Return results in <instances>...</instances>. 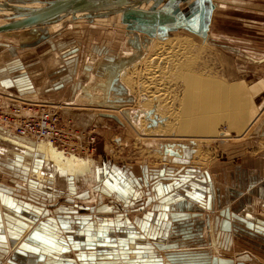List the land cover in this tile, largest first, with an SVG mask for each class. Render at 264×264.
I'll use <instances>...</instances> for the list:
<instances>
[{
    "label": "crops",
    "instance_id": "0c3cea01",
    "mask_svg": "<svg viewBox=\"0 0 264 264\" xmlns=\"http://www.w3.org/2000/svg\"><path fill=\"white\" fill-rule=\"evenodd\" d=\"M65 25L64 28L56 29L62 34L56 38L52 32L43 33L39 38L29 37L25 45H19L22 42L20 40L18 43H2L0 89L3 87L5 94L41 103L54 102L55 97L56 100L61 98L60 95L68 99V89L72 83H76L75 79L83 81L86 72L91 79V64L81 68L79 63L83 49H87L89 43H95L92 38L97 41L99 36H113L116 32H95L91 29L95 23L91 22L88 24L89 29L85 25L77 28L71 22ZM70 26L74 29L69 31L67 29ZM64 32L70 34L63 35ZM108 39L114 50L117 40L112 37ZM108 39H101L99 45L94 44V51L101 48L113 56L110 47L104 45ZM261 39L264 41V34ZM258 46L246 49L245 61L242 62L252 72L253 79L250 78L247 85L255 93L252 99L261 115L264 112V53L255 55L253 49L264 51V47ZM107 63L101 64L105 68ZM82 88V92L85 90L87 94L89 84H84ZM3 128L0 127V264H199L201 261L193 256L168 257L165 254L171 252L164 253L161 249L172 242L177 244L174 247L178 250H199L202 257H208L206 255L211 250L210 245H207L208 238L199 231L209 232L211 222L213 225L217 223V229L220 227L223 230L222 237L217 240L214 237L213 240L227 251L220 258L221 262H214L216 257L211 259L209 255L203 263L264 262V130L246 144L245 154L240 148L241 154L237 161L216 164L210 171L211 181L200 180L199 188L194 183L193 187L186 183L183 188L185 194L201 189L195 191L197 197L190 198L186 194L187 197L166 202L168 207L163 205V209H160L154 204V211L151 209L132 216L129 212L106 214L108 209L105 207L109 205L128 206L131 199L138 203L146 200L145 195L143 198L142 195L137 198L116 196L113 193L117 186L115 178L106 164L102 166L91 159L95 162L92 174L94 182L82 189L78 188L77 180L71 177L66 188L57 186L48 178L45 182L38 181L31 174L43 168L45 154L10 157L9 140L1 135L14 133ZM141 177L144 178L143 174ZM12 180L15 184L13 192ZM131 182H121V185L127 191L129 184L134 183L132 190L145 185L146 191L151 188L154 200L160 198L157 189L162 181L155 182L154 178L140 183L139 179ZM93 194L95 200H92ZM198 195L205 199L200 202ZM101 197L103 202H100ZM10 248L12 257L5 262L9 252L7 249ZM211 260L214 261L211 263Z\"/></svg>",
    "mask_w": 264,
    "mask_h": 264
},
{
    "label": "rangeland",
    "instance_id": "374dc122",
    "mask_svg": "<svg viewBox=\"0 0 264 264\" xmlns=\"http://www.w3.org/2000/svg\"><path fill=\"white\" fill-rule=\"evenodd\" d=\"M162 1L163 0H161V3ZM161 3L157 2V0H153L150 1V3L147 2L143 4L139 9L145 11L148 9H155L159 7L157 5ZM163 9L176 13L183 21L177 25L159 28L158 37L152 39L159 38L166 40L172 38L174 33H181V35L184 36H187V34L192 37L194 36L200 41L199 43L197 40L202 46V51H198L197 54H194L192 59H194L196 63L198 62L199 67L202 69L201 73L204 74V78L208 79L212 85L211 88L213 90L215 102L212 106H216L215 112H206L204 109L206 105L204 101L202 102V97L206 94L207 89L205 88L204 82L198 87L199 93H197L198 96L196 99V91H194L190 85L189 88L184 87V76H181L180 72L169 71L172 66L168 65L167 68H164L163 64L153 66L151 64L148 66V61H140L131 64L136 58L132 60L134 57L132 55H130V59L128 58L130 54V49L128 47L129 41L126 43L123 36V32H126V34L129 32L122 28L121 25L120 27H116V23L113 24L111 22V26L107 25L106 21L101 22L99 27L95 25V27L91 29L96 30L95 32L107 31L108 33H116L113 36H109L108 34L102 35L101 33L102 36H99L97 41L94 38L92 39L95 41L94 44L99 45L101 39L106 40L110 37L113 39L115 38L117 43L114 45V50L110 47L109 41L107 44H104L110 47L113 56L108 55L103 59H101V56L100 61L96 59L97 61L95 62L94 59L90 58L88 55L90 50L94 47V44L92 45L89 43L92 46L89 47V52L87 53L86 50L88 47L87 49H83V55L81 54L79 63L81 68L90 66L91 64L93 67L92 71L89 72L93 75L91 79L87 76L88 74L86 72L83 76V81H81V79L74 80L76 83H72L70 90L68 89V99L60 95L61 98H58L60 101L56 100L55 97L54 100L56 102H43L45 107L48 108L52 114L57 115V122H59V126L61 125L62 127L61 133L62 136H64L63 149L61 143L56 144L53 147L56 152L61 151L64 156L70 157L77 164H92L93 172L95 162L91 159L96 160L98 164L102 166L106 164L107 167L112 170L113 178H115L114 181L117 186L114 187L113 193L116 196L137 198L142 195L141 198H143V195H145L146 197L143 203L142 201L138 203L137 200L132 201L133 199H131L129 200L130 204L128 206L122 205L118 207L114 204V207L109 205L105 207L108 209L106 214H123L129 212L132 216H135L140 212H148L155 206L161 209L166 202L170 203L171 200L178 197L181 199L187 197L188 194L190 198L197 197L195 191L201 189H195V191L192 192L187 191L188 193H186V195L185 191H183L185 184L190 183L192 185V183H194L196 188H199L200 184L198 182H200V180L208 182L211 179L210 171L215 168L216 164L222 162L232 163V160L237 161L241 154V151H239L240 148H243V154H245L246 144L252 142L253 139L257 137L258 133L260 135L264 130V112L261 114L263 115L262 117L259 115L260 113L257 112L256 103L252 99L255 93H252L253 89H249L247 85L250 78L253 79L252 72L249 71L250 67H248V65L245 66L242 62V60L245 61L244 55L246 53H244V51H246V49L252 48V46L255 47L258 44V47H264V41L261 39L264 34V0H169L163 5ZM0 16H2L1 13ZM109 17L113 18L114 14L104 19L111 20ZM101 19L104 20L103 18ZM120 23L122 24L121 19ZM61 25H63V27L60 26L59 28L67 26L65 23ZM87 32L90 34V31ZM41 34L43 33L35 32V35H19L16 41L9 40L8 42L18 43L20 40L22 42L19 43V45H25L29 37L39 38ZM67 34L70 33H63V35ZM255 49L256 48L253 49L256 51L255 55L264 53L262 50L259 51ZM96 56L97 55H95V57ZM108 60L112 63H116V65L124 63V60H126L122 69L125 70L124 73L127 77L135 71L144 73L145 70L148 69L151 71L152 75H154V78L153 80L151 79V81L147 78L144 82H140L138 79L137 81L134 80L133 84H129L126 81V83H124L120 81L121 77L117 75L119 71L113 75L110 74V71L107 72L102 66L103 64L101 63L107 62ZM116 75L119 76L118 79ZM114 79L119 80L118 82L120 83L122 82L125 86L122 87L123 90L126 91L125 93H122V91L118 89V86H122V84L118 85V83H116L117 81H114ZM124 79L126 78L124 77ZM87 83L89 84V89H87L88 91L86 94L84 93L85 90L82 92V86ZM145 83L150 87V93L148 95H154L158 99V104H161V115H163L161 123L165 124V126L161 125L163 127L162 131L159 129L161 126H159L158 120L156 119L155 122H153L154 119L149 117L151 116V106L149 105L151 97L137 96L139 93V85H144ZM85 88L86 86L84 89ZM59 93L63 94V92ZM31 102L39 106L43 104L35 100H31ZM195 102H198V105L201 106L200 112L204 110L203 115L205 114L210 117L209 119H212L211 122L214 132L206 130V132L202 134H197V132L192 131L191 126L197 119ZM26 105L27 103L14 102L9 105L7 108L8 110L6 107H1V111L7 110L12 113L14 108H19L22 112L24 111L23 114H26V111L23 109L26 108ZM143 105L144 107H142ZM102 107L105 109L109 107L110 110L116 107L124 111L132 110L134 117L136 116L137 119L140 118L141 122L145 121L147 123L146 125H149L146 127L147 129H152V127H154L157 134L169 136H154L143 139L137 134L135 128L131 127L130 124L128 125V123H126V126H123L110 118H100L99 115L103 113H98L101 111V109L99 111V108ZM30 114L33 115L32 113H29V115ZM15 123H8V126H10L8 130H13L16 135H20L18 133V128L15 127ZM58 134H60V132ZM93 139H95V141H93ZM14 141L19 142L20 140L16 137ZM14 141H11L13 144L9 143V146L11 148L17 146L18 148H16V150H19V152H14L15 154L10 152L12 153H9L10 157L15 158L16 156H21L23 158L25 155H31L30 152L32 153V149H29L24 143L25 147L22 146L21 141L20 143ZM81 157L85 158L83 159ZM44 167L45 166L39 170L45 171ZM39 170L34 172L35 176L40 175ZM92 174L93 173H91L89 177H91ZM142 174L144 178L141 177ZM154 178L155 182L158 181L159 183V181H162L157 189L159 192L158 196L160 197L157 199L158 201L153 199L151 188L146 191L144 183V186L140 188L134 187V190H132V186H134L132 182L134 180L139 179L140 183V181L143 182L148 179L153 180ZM46 179L47 178H45L44 181H46ZM49 179L53 180L51 177L48 178V181ZM11 182L13 192V190H15V184L13 180ZM121 182L132 183L128 185V191L126 187L124 188L123 185H121ZM85 186L87 187L89 184L85 183ZM17 190L21 191L20 189ZM204 195L207 196V193L205 192ZM92 196V200H95L96 197L94 194ZM113 197L115 198V196ZM200 197L201 195H198V198L201 200L200 202H202L205 198L201 199ZM100 200V202H103L102 197ZM154 204L156 205L154 206ZM171 205L174 206V204ZM165 206L168 207V205ZM183 207H185V205H183ZM99 208L102 210L105 209L102 207ZM152 211H154V209ZM216 224L213 225L211 222L209 232L203 230L199 231L200 234L206 235L208 238L207 245H210L211 248L206 255L208 257H202V255H200L201 251L199 250H178L174 247L177 246V244H173L172 242L168 243L165 248L161 250L164 253L171 252L170 254H165L168 257H170V255H173V257L180 255L193 256L201 261L198 262L199 264H206L203 262L204 259L209 258V255L211 259L216 257L214 258L215 261L211 260V263L212 261L221 262L220 258L224 257L227 249L224 246H219L213 240L214 237L216 240L220 239L223 234V230L220 227L217 229ZM138 236L141 237L140 235ZM159 240H162V238ZM26 243L29 244L28 240ZM7 250L9 252L6 254L5 262H8V259L12 257L10 253L11 248ZM178 251L181 252L175 253ZM139 259L141 261V258ZM261 264H264V262Z\"/></svg>",
    "mask_w": 264,
    "mask_h": 264
},
{
    "label": "bare ground",
    "instance_id": "6f19581e",
    "mask_svg": "<svg viewBox=\"0 0 264 264\" xmlns=\"http://www.w3.org/2000/svg\"><path fill=\"white\" fill-rule=\"evenodd\" d=\"M111 1L112 0H97L100 7L105 6L106 4H110ZM132 1H134V0H130V1L124 0V1H121L119 3H120V5L127 7L128 4ZM91 2L92 1H88V0L84 1V3H86V4H89ZM157 2L161 3V0H157ZM139 8L140 7L136 8L134 10H140ZM140 11H142V10H140ZM122 16H123V14L118 13V14H114L113 18L109 17V18H111V20H109V19L105 20L104 18H103L104 20H102L101 18H97L94 20L93 23H95V25H98V27H99L101 22L106 21L107 25L111 26L112 23L113 24L116 23V27H120V25H121L120 19ZM84 20H86V19L84 18V19H80V20H75L73 18V15L70 14L68 17L64 18L62 21L55 22L52 25H48V26L47 25H41L39 27L26 28L25 30H17V31H12V32L0 33V46L4 47V46H2V43L11 44L8 41L9 40L10 41H12V40L16 41L17 37H19V35H24V34L25 35L26 34H30V35L34 34L35 35V32L36 33H49V32L52 33L53 32V34L55 35V38H56L57 36L62 35L61 32H58L56 29H58L60 26H63V25H61L63 23H65V24L69 23L70 24V22H71L77 28L81 27V26L83 27L85 25L89 29L90 25H88V24H90V22L85 23L86 21H84ZM76 21L78 22L77 24H76ZM81 24H83V25H81ZM72 29H74V28L72 26H70L67 30L70 31ZM123 36H124L126 43H128V41H129L128 47L130 49V54H129L128 58L130 59V55L134 56L132 58V60H134L136 58L131 64L136 63V62H140V61H143V62L148 61V66H150L151 64H152V66L163 64L164 68H167L168 65L172 66V68H170L169 71L177 72V73L180 72L181 76H184V87L189 88V85H190L194 89V91H196L195 92L196 99L198 96L197 93H199L198 87L204 82L205 88H207L206 94H204V96L202 97V99H203L202 102L204 101L205 105H206V108L204 107V109L206 112H211V111L215 112L216 111V106H214V105L212 106V104L215 103L214 98H213V90L211 88L212 85L210 84L208 79L204 78V74L201 73L202 69L199 67L198 62L196 63L194 61V59H192L194 57V54H197L198 51H202V49H201L202 46L199 44L200 41L196 37H194V36L192 37L191 35H188V34H187V36L186 35L184 36V35H181V33H174L172 38L163 40V39H159V38H156V39L147 38L145 35H141L139 33L138 34H136V33L126 34V32H123ZM197 40L199 41V43L197 42ZM107 41H111V40L108 39ZM95 45H98V44H95ZM89 47H90V44H88V50H89ZM91 51L93 53L90 52L89 56H90V58H93L94 61H97V60L100 61L101 55L103 58H105L106 55H108L106 52L102 51V49H101V51L99 49L100 52H98V49H96L95 51L94 50H91ZM4 52H5V50H4ZM0 53H2V52L0 51ZM24 53H26V52H24ZM94 54L97 55L96 56L97 58L95 57ZM8 56L9 55H7V57ZM53 58H55V57H53ZM124 61H125L124 63H120L118 65H116V63H111V62L107 61L108 62L107 65H104V66H106L105 69L107 72L110 71V74L115 75V73H117L119 71L118 72L119 74H117V75H119L121 77L120 81H123L124 83L127 82L129 84H133L134 83L133 81L134 80L137 81L138 79L140 80V82H144V80L147 78L150 79V81H151V79L153 80L154 75H152L151 71L148 69L145 70L144 73L135 71L129 77L125 76V73H124L125 70L122 69V67L126 63V60H124ZM0 65H1V63H0ZM119 76H117V79ZM124 77L126 79H124ZM117 79H114V81L116 80L117 81L116 83H118V85L122 84V82L121 83L118 82L119 80H117ZM26 81H27V79H26ZM122 87H125V86L122 84V86H118V89L120 91H122V93H125L126 91L123 90ZM1 88H2V90L0 89V107L6 106V109H7L9 107V105L11 103H14V102H23V103H27L28 105L29 104L35 105L31 102V99L27 100V99H19L15 96L13 97V95L5 94V90L3 89V87H1ZM149 88H150L149 85L148 84L146 85V83L144 85H139V88H138L139 93L137 96L151 97L150 104H149L151 106L150 107L151 108L150 109L151 116H149V117L154 119L153 122H155V120L157 119L159 126H161V125L165 126L164 123H161V119H163L162 118L163 115H161L162 114L161 104H158L159 103L158 99L154 95H152V96L148 95L150 93ZM152 101H154V102H152ZM198 104H199L198 102H195L197 119L195 122H193V125L191 126L192 131L197 132V134H202L203 132H206V130L210 131V132H214L213 131V124L211 122L212 119H209L210 117L206 116L205 114L203 115L204 110H202L203 112H200L201 106ZM40 106H45V104L43 103ZM142 107H144V105ZM36 108H40V107H36ZM100 109H101V111H100ZM99 111L100 112L98 114L103 113L106 115L116 117V120H113V119L112 120L116 123L123 125V126H126V123H128V125L130 124V126L135 128L137 134H139V136H141L143 139L147 138V137H154V136H158V137H168L169 136V135L157 134L156 131L154 130V127H152V129L151 128L147 129L146 127L149 125H146L147 123L145 121L141 122L140 118L137 119L136 116L134 117L132 110L131 111H128V110L124 111L123 109H121L119 107L112 108V110H110L109 107L106 109L102 107V108H99ZM23 116H24V114L21 111L19 113H14V114L11 113L10 111H8L7 112V122L10 124H11V122H13V123L17 122L16 124L21 126L22 125L21 120H22ZM42 116L43 115H41L40 118ZM2 119H3V116L0 115V127L6 126V128H5V131H6V130H8V128L10 126L3 124L4 122L2 121ZM162 126L159 127L160 131L163 130ZM9 131L14 133L13 130H9ZM212 134H214V133H212ZM13 135H12V133L10 135V133L8 132V134H2L1 137L8 139L9 143H12V144H13V142H11V141H14V139L17 137V139H19L22 142L21 143L22 146H24V144H25V146H27L29 149H32V153L30 152L31 155L29 157H36L35 153H36V155H39L38 153L45 154V157L43 160L44 161L43 166H45L44 167L45 171H41L42 174L37 175V176H35L34 173L31 174V176L35 177L38 181L45 182L44 181L45 178L51 177V179H53V181L55 182V184L57 186L61 185L63 188H66L67 183L69 181L68 179L71 177L74 180H77V186L79 189L86 187L85 183H88L90 186V183L94 182L93 176L89 177V175L91 173H93V169H92L93 165L92 164H90V165L88 163L77 164L70 157L64 156L61 151L56 152L53 149L54 144H52L51 142H48V140H46V139H44V140H42V138L35 139V138H32L31 136L30 137L27 136V134H24V136H20V135L15 134L16 135V136L14 135L15 137ZM20 141L19 142L14 141V142L20 143ZM16 148H18V147L14 146L13 148H11L9 146V153L13 152V154H15L17 151L19 152V150H16ZM10 154H12V153H10ZM24 157H27V156L25 155ZM31 160H32V158H31ZM27 163H29V162H27ZM46 170H47V172H46ZM7 243H8V241H7ZM7 246H8V244H7Z\"/></svg>",
    "mask_w": 264,
    "mask_h": 264
},
{
    "label": "water",
    "instance_id": "95a60500",
    "mask_svg": "<svg viewBox=\"0 0 264 264\" xmlns=\"http://www.w3.org/2000/svg\"><path fill=\"white\" fill-rule=\"evenodd\" d=\"M84 1L86 0H0V33L52 25L70 14L75 20L85 18L93 23L99 17L105 18L119 13L123 14L121 26L127 32L141 33L152 39L158 37L159 28L177 25L183 21L176 13L163 9V5L169 0H163L157 5L159 7L146 11L134 9L153 0H134L127 7L119 3L124 0H112L110 4L101 7L97 0H88L92 1L89 4ZM99 116L116 120V117L106 114Z\"/></svg>",
    "mask_w": 264,
    "mask_h": 264
},
{
    "label": "built area",
    "instance_id": "2783aa9c",
    "mask_svg": "<svg viewBox=\"0 0 264 264\" xmlns=\"http://www.w3.org/2000/svg\"><path fill=\"white\" fill-rule=\"evenodd\" d=\"M25 107L26 108L23 109L26 111V114H24V116L22 117V125L19 126L15 123V127L18 128V133L20 134V136H24V134H27V136H31L35 139H46L48 140V142H51L54 145L61 143L63 149L64 136H62L61 133L62 127L61 125L59 126V122H57V115L52 114L51 111L45 106H32V104H27ZM20 111L22 112L21 109L14 108L12 113H19ZM7 112V110L1 111L0 107V115L3 116V124H6L8 126L9 124L7 122ZM31 112L33 115H29V113ZM41 115L43 116L40 118ZM59 132L60 134H58ZM93 141H95V139H93Z\"/></svg>",
    "mask_w": 264,
    "mask_h": 264
}]
</instances>
